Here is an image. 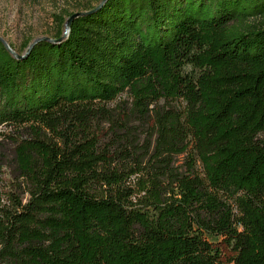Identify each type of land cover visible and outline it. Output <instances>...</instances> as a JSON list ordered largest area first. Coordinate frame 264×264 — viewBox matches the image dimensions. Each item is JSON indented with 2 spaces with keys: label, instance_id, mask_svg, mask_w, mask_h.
Masks as SVG:
<instances>
[{
  "label": "trees",
  "instance_id": "obj_1",
  "mask_svg": "<svg viewBox=\"0 0 264 264\" xmlns=\"http://www.w3.org/2000/svg\"><path fill=\"white\" fill-rule=\"evenodd\" d=\"M2 126L5 264H224L214 237L264 264V0H104L0 42Z\"/></svg>",
  "mask_w": 264,
  "mask_h": 264
},
{
  "label": "rangeland",
  "instance_id": "obj_2",
  "mask_svg": "<svg viewBox=\"0 0 264 264\" xmlns=\"http://www.w3.org/2000/svg\"><path fill=\"white\" fill-rule=\"evenodd\" d=\"M99 0H0V37L18 54L22 53L26 41L37 36L61 34L64 20L73 12L82 11L86 7L97 4ZM122 98L129 102L127 93ZM104 128V125H102ZM132 130L137 134H146L152 129V123L140 124L131 122ZM17 129L15 126L0 128V206L7 202L10 192L17 189L21 179L17 178L13 139ZM178 156L176 162L181 161ZM22 186V185H21ZM211 241L219 246L220 261L226 263L233 252L218 237ZM0 264H5L0 261Z\"/></svg>",
  "mask_w": 264,
  "mask_h": 264
},
{
  "label": "water",
  "instance_id": "obj_3",
  "mask_svg": "<svg viewBox=\"0 0 264 264\" xmlns=\"http://www.w3.org/2000/svg\"><path fill=\"white\" fill-rule=\"evenodd\" d=\"M104 2V0H99V2L93 6V8L91 9H88V10H82V11H76V12H73L71 13L63 22V26H62V31H61V34L57 37V38H52V37H49V36H45V35H42V36H37V37H34L32 38L26 45V48L25 50L18 54L16 53L8 44L7 42L0 37V42L2 43V45L4 46V48H6V50L9 52V54H11L13 57L15 58H20L22 56H24L28 51L29 49L31 48V46L39 41V40H46V41H50V42H59L61 40H63L66 35H67V32H68V27H69V24L71 22V20L76 17L77 15H80V14H83V13H88V12H92L94 11L95 9H97L102 3Z\"/></svg>",
  "mask_w": 264,
  "mask_h": 264
}]
</instances>
